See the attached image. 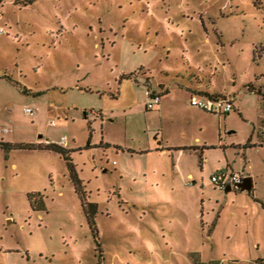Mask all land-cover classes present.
I'll return each mask as SVG.
<instances>
[{"label":"rangeland","instance_id":"1","mask_svg":"<svg viewBox=\"0 0 264 264\" xmlns=\"http://www.w3.org/2000/svg\"><path fill=\"white\" fill-rule=\"evenodd\" d=\"M150 90L169 94L151 109ZM257 90L264 0H0V142L65 137L99 210L96 238L62 154L0 149V264H264ZM221 173L254 197L218 189Z\"/></svg>","mask_w":264,"mask_h":264},{"label":"trees","instance_id":"2","mask_svg":"<svg viewBox=\"0 0 264 264\" xmlns=\"http://www.w3.org/2000/svg\"><path fill=\"white\" fill-rule=\"evenodd\" d=\"M14 1L16 4H22L23 6H29V5L34 4L38 0H14ZM57 1H61V0H57ZM254 55L256 57V49L254 51ZM249 91L250 92H256V90H254V87L252 85L249 86ZM257 92L260 95H263L261 90H257ZM168 93L169 92H166L164 95H167ZM198 95L203 96L204 98L210 99V100H219V99L225 100L226 99V98H222L221 96H218L215 94H209V93H206L205 95H200V94H198ZM193 96H197V94L192 93V97ZM161 97H162V94H161ZM205 111L212 113V112L207 111V110H205ZM262 135H264V133ZM0 149L4 150L6 157H8L9 153L14 149H41V150L54 151V152L62 154V156L68 161V167H69V170L71 172L72 180L74 181V183L76 185L77 192L79 193V195L81 196V198L83 200V208H84V212L86 215L87 222H88L90 228L92 229V231L95 233L96 238H98V229H97V222H96L97 214L99 211L98 210V204L87 202L86 197H85V193L82 191V188H83L82 187V181L79 179L78 175L76 174L75 165L72 163V161L70 159V156H69L70 152L69 151L64 149L61 145H59L57 143H52V142H50L48 144L26 146V145H18L16 143L1 141L0 142ZM36 197H40V194L30 195L31 208L34 211H38V210L40 211V210L45 209L44 203L42 201H40L41 199L40 200L36 199ZM263 207H264V204H263Z\"/></svg>","mask_w":264,"mask_h":264},{"label":"built area","instance_id":"3","mask_svg":"<svg viewBox=\"0 0 264 264\" xmlns=\"http://www.w3.org/2000/svg\"><path fill=\"white\" fill-rule=\"evenodd\" d=\"M161 94L154 92L150 90L148 92V99H147V107L148 108H155L156 106H159L161 103ZM192 105L195 107H200L203 110L210 111L214 114H222L223 112L225 114L231 112L234 109L233 102L230 101V99H219V100H210V99H198L197 96H193L192 98ZM25 113L28 115H34V111L31 108H26ZM4 132H11V129H4ZM67 143V139L63 137L61 139V142L59 145H65ZM214 184L216 186H219L221 188L225 187L228 181L236 182L238 181V178L236 175H231L229 177V174L221 173L213 176L212 178Z\"/></svg>","mask_w":264,"mask_h":264},{"label":"flooded vegetation","instance_id":"4","mask_svg":"<svg viewBox=\"0 0 264 264\" xmlns=\"http://www.w3.org/2000/svg\"><path fill=\"white\" fill-rule=\"evenodd\" d=\"M232 175H236L237 176V178H238V181H236V182H232L231 180L230 181H228L227 182V184L225 185V187H223V188H221V187H219V186H216L218 189H220L221 191H225V192H233V191H235V192H239V193H245V194H248V195H250V196H252V197H254V188H255V186H254V184H253V187H252V190L251 191H243L242 189H241V187H239V185H242L243 183H244V180L246 179V178H248V177H244L243 175H238V174H232ZM253 180V179H252ZM254 183V182H253ZM228 188H231L230 190H228ZM255 199V198H254ZM259 199H255V201H257V202H259L258 201ZM261 204L263 205L264 203L263 202H261Z\"/></svg>","mask_w":264,"mask_h":264},{"label":"water","instance_id":"5","mask_svg":"<svg viewBox=\"0 0 264 264\" xmlns=\"http://www.w3.org/2000/svg\"><path fill=\"white\" fill-rule=\"evenodd\" d=\"M253 180L251 177H248L244 180V183L242 185H239L243 191H251L253 187ZM231 188H228L230 190Z\"/></svg>","mask_w":264,"mask_h":264},{"label":"crops","instance_id":"6","mask_svg":"<svg viewBox=\"0 0 264 264\" xmlns=\"http://www.w3.org/2000/svg\"><path fill=\"white\" fill-rule=\"evenodd\" d=\"M168 92H169V91H168ZM168 94H169V93H168ZM168 94H167V95H168ZM164 96H165V95L162 94V98H163ZM160 104H161V103H160ZM5 142H7V141H5ZM11 143H15V142H11ZM47 143H49V142H47ZM261 145H262V144H261ZM62 146H63V145H62ZM178 149H179V148H178ZM189 177L192 178L193 176L190 174ZM253 182H254V181H253Z\"/></svg>","mask_w":264,"mask_h":264}]
</instances>
